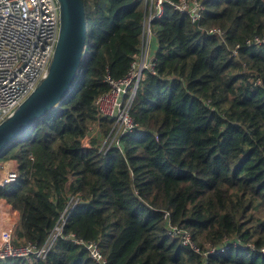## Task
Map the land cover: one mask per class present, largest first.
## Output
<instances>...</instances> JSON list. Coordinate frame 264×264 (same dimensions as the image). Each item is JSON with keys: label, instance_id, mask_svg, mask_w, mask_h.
I'll return each mask as SVG.
<instances>
[{"label": "trees", "instance_id": "obj_1", "mask_svg": "<svg viewBox=\"0 0 264 264\" xmlns=\"http://www.w3.org/2000/svg\"><path fill=\"white\" fill-rule=\"evenodd\" d=\"M81 1L88 35L71 91L0 154L17 162L0 186L14 244L42 245L62 224L98 242L107 264H204L166 232L168 211L200 250L226 245L208 264H264V0H203L195 22L164 1L150 22L155 72L129 108L134 129L105 151L81 141L94 124L105 135L112 126L94 99L107 75L128 71L149 3ZM0 264L98 263L57 236L44 258Z\"/></svg>", "mask_w": 264, "mask_h": 264}, {"label": "built area", "instance_id": "obj_2", "mask_svg": "<svg viewBox=\"0 0 264 264\" xmlns=\"http://www.w3.org/2000/svg\"><path fill=\"white\" fill-rule=\"evenodd\" d=\"M144 1L145 6L147 2L149 4L143 22L141 44L138 51L132 55L128 71L117 79L107 75L105 81L108 89L94 99L97 114L112 121L106 138L99 145L100 150L103 151L110 146L122 149L120 137L134 129L135 124L129 114V108L144 73L155 72V52H150L151 39L154 37L150 22L153 18L161 16L164 1L170 3L179 12L187 14L193 22L200 19L203 10V0H178L176 3L170 0ZM58 31V0H0V122L10 116L48 74ZM209 32L222 33L219 29ZM254 41L259 43L261 39L254 37ZM94 130H99L98 124H94L89 129L81 141L82 145H90L88 133ZM17 176L16 160L1 157L0 186L16 180ZM163 217L166 221V232L172 237L179 238L183 245L200 253L204 264H208L209 254L226 247L223 244L200 250L187 229L169 221L168 211L164 212ZM60 218L63 223V213ZM61 225L54 226L42 245L30 241L15 245L14 216L8 206L0 200V259L44 258L53 240L61 236L71 243L83 246L98 264H107L98 242L86 241L73 232L62 234Z\"/></svg>", "mask_w": 264, "mask_h": 264}, {"label": "water", "instance_id": "obj_3", "mask_svg": "<svg viewBox=\"0 0 264 264\" xmlns=\"http://www.w3.org/2000/svg\"><path fill=\"white\" fill-rule=\"evenodd\" d=\"M59 31L48 74L14 112L0 122V154L32 121L64 99L73 87L86 49L88 27L81 0H58Z\"/></svg>", "mask_w": 264, "mask_h": 264}, {"label": "rangeland", "instance_id": "obj_4", "mask_svg": "<svg viewBox=\"0 0 264 264\" xmlns=\"http://www.w3.org/2000/svg\"><path fill=\"white\" fill-rule=\"evenodd\" d=\"M141 2L144 3L145 1L141 0ZM89 34H91V31L89 32ZM153 43L155 44V38H153ZM152 48L154 51L156 46L153 45ZM152 48H151V50H152ZM88 134H89L88 135L89 136V140H88L89 143H91L92 140H95V141H97L98 145H101L103 140L106 138V135L102 132V130L100 128H99V130L90 131ZM9 151L11 152V149ZM9 151L6 152L4 155L0 156V158L2 157L3 159H11Z\"/></svg>", "mask_w": 264, "mask_h": 264}, {"label": "crops", "instance_id": "obj_5", "mask_svg": "<svg viewBox=\"0 0 264 264\" xmlns=\"http://www.w3.org/2000/svg\"><path fill=\"white\" fill-rule=\"evenodd\" d=\"M153 38H155V37H153ZM153 38L151 39V44H150V52H151V53H153V52L156 50V48H155V50L153 51V48H152L153 45L156 46V41H155V44H154V43H153ZM151 48H152V50H151Z\"/></svg>", "mask_w": 264, "mask_h": 264}]
</instances>
